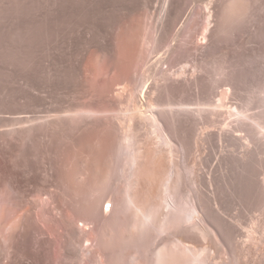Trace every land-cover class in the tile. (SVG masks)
<instances>
[{
    "label": "rangeland",
    "instance_id": "obj_1",
    "mask_svg": "<svg viewBox=\"0 0 264 264\" xmlns=\"http://www.w3.org/2000/svg\"><path fill=\"white\" fill-rule=\"evenodd\" d=\"M256 122L264 0H0V224L12 221L0 264H81L53 257L56 246L93 249L79 241L93 233H78L77 213L98 187L121 194L137 154L138 199L151 201L172 169L168 199L196 207L210 228L152 233L151 252L182 236L205 249V264H264Z\"/></svg>",
    "mask_w": 264,
    "mask_h": 264
},
{
    "label": "bare ground",
    "instance_id": "obj_2",
    "mask_svg": "<svg viewBox=\"0 0 264 264\" xmlns=\"http://www.w3.org/2000/svg\"><path fill=\"white\" fill-rule=\"evenodd\" d=\"M139 115L141 116L142 113H139ZM146 118L150 121L151 126L156 128V125H157L156 116L153 113H151L150 115L146 116ZM256 124H257L258 128L260 127L261 129H264V126L261 123L256 122ZM161 138H163V136ZM164 141L166 142V143L165 142L164 143L167 145L171 144V141L169 140V138L168 139L166 138ZM153 153H154V151H153ZM139 155L137 154L138 157H136V158H135L136 155L135 156L131 155L132 156L131 165H132V163H134L133 166L135 164L138 165L137 163L140 159ZM103 159H104V157H103ZM136 161H137V163H136ZM99 164H97V165H99ZM136 165H135V167L138 168L139 165L138 166H136ZM99 167L100 166H98V168ZM101 168H102V166H101ZM137 168H135V170L133 168L134 173H136L135 171ZM96 170H97V168H96ZM107 170L109 171V167ZM134 173H132V175H130V177H128L130 180L127 178L129 180V182L125 186V188L122 190L123 192H121V194H119L120 193L119 191H118L119 193H107L106 194V191L105 190H104L105 192L103 191L104 185H102V187H103L102 190H101V187L100 188L98 187V189L96 188V191H95L96 196L93 195L94 197L92 199L90 198V201L88 202V204L85 206L82 205V208L80 207L81 209L77 213V215L80 216V217L79 216L78 217L81 218L80 222H82V228L80 229V231L78 232L76 229L74 230V228H72V227H70L69 231L66 230V231H68L67 233H70L69 234L70 239L74 243H79L80 240L86 241V242L90 241L91 244H93V249L78 253V252H76V251H74L68 247L61 249L57 245L55 248L56 250L54 251L55 253L53 254V257H57L59 255L64 259V261L66 263H73V261L78 260L81 264H83L84 262H90L92 259H95L97 264H193V263L205 264L206 258L203 256L204 255L203 252L205 249H203L200 252L199 250L195 249L194 247L190 248L189 246L184 245V244H186L185 243L186 241H185L184 237H182V236H178L176 238L174 237L175 239L173 238L174 240L172 239V242L170 240L171 243H168L165 241L166 243H168V245L166 244L160 248H157L156 250L154 249V251H152V252L150 251V247L148 246V240H151L152 233H161V232L165 233L166 231L171 230V229H178V228L185 227L186 225L187 226L190 225L191 228H193L201 236L205 237L208 235L207 232L209 231L210 228L207 230L208 227L205 225V222L201 219V217L197 218L199 216H196V213H197L196 207H194L193 205L191 206V205L185 203V201L184 202L173 201L174 199H173L172 193H174V191H172L173 189H171L172 186H171V184L170 185L166 184V182H168L170 178H173L172 177V175H173L172 169H169L167 171V173L165 175L166 178H164V181L162 182V185L160 186L157 194L156 195L153 194V196L154 195L155 196L153 197V199L151 198L152 199L151 201H148V202L140 201L138 199L137 195H135L136 194L135 191H132V189H133L132 188V185H133L132 182L135 180V179H133V181H132V178H134L133 176H135ZM97 175L100 176V173L99 174L97 173ZM177 175H178V173H177ZM102 176H103V174L101 175V177ZM107 176H108V174H107ZM128 176H129V174H128ZM104 177H105V175H104ZM104 177H103V179H105ZM160 181H161V179H160ZM91 186H93V185H91ZM178 186H180V185H178ZM86 195H88V194H86ZM91 195H92V193H91ZM138 196L141 197V195H139V194H138ZM146 196H144V197H146ZM170 196H172V198ZM258 196L260 197V194ZM168 198H171L173 200H170ZM178 199L179 198L177 197V200ZM48 200H49V198H48ZM183 200H185V199H183ZM46 201L42 200V202H43L42 207L43 208L39 209V211H40L39 217L40 218H43L42 216L44 215V213H43L44 208L47 207V206L45 207V204H47ZM106 203H110V210H109L110 214H108V212H106L108 209H106V211H105L108 214V216L104 215L105 214V212H104L105 206L104 205ZM26 208H25L24 212L21 211V213L23 214V217L19 216V218H18L19 220H20V218L25 219L27 216H29V214H28V213H30L29 209H26ZM113 208H114V211L112 210ZM30 211H32V210H30ZM112 211L115 213H113ZM21 213H19V215ZM16 216H14L15 217L14 220L17 219ZM12 220H13V218H12ZM14 220H13V222H14ZM19 220H16V221H19ZM77 220L79 221V219H77ZM7 221H6L7 222L6 225L4 224L5 226H3V227H2V223L0 224V234L5 233L10 229V227H11L10 223H12V221L10 218ZM25 221L26 220H24V222ZM21 223H19V224H21ZM28 224L30 225V223H28ZM90 224L92 225L91 228L89 227ZM18 225H16V227ZM20 227H21V225H20ZM23 227H26V226H23ZM6 229H7V231H5ZM182 230H184V229H182ZM29 232H28L27 228L24 229V233H29ZM77 232L82 233V234H84V233L85 234L86 233L92 234L93 233V235H91L89 238L88 237L84 238L81 236V239H79V241H78V240H76ZM14 233H15V231H14ZM3 237H5V236H3ZM257 241H258V239H257ZM3 244H4V242H3ZM172 244H174L175 246ZM171 246H174L175 249L177 248V250L174 249V251H173L171 248H169ZM178 246L180 247V250L178 249L179 248ZM239 251H240V249H239ZM0 254H1V251H0ZM237 254L242 256L243 253H242V251H240ZM55 259H57V258H55ZM228 264H233V263L229 261Z\"/></svg>",
    "mask_w": 264,
    "mask_h": 264
}]
</instances>
